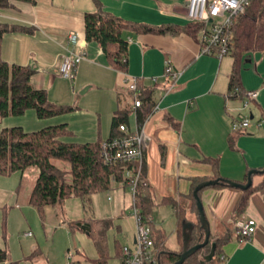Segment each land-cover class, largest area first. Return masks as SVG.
<instances>
[{"label": "crops", "instance_id": "1", "mask_svg": "<svg viewBox=\"0 0 264 264\" xmlns=\"http://www.w3.org/2000/svg\"><path fill=\"white\" fill-rule=\"evenodd\" d=\"M101 1L104 10L137 22L188 23V0ZM95 9L94 0H13L11 6L0 8V22L28 30L5 33L2 55L10 63L32 66L35 69L32 83L46 89L52 102L74 107L36 120L37 127L66 123L71 130L65 136L67 141L109 138L113 116L119 108H131L128 125L135 130L137 114L144 112L146 180L156 203L152 214L154 226L166 234L169 248L179 250V242L175 247L168 243L172 234H177V218L172 203L163 201L165 197L182 198L190 193L193 178L213 176L215 170L207 158L218 161L221 177L240 182L250 169L264 167V51L247 54L242 63L244 88L258 92L255 99L249 100L247 95L240 99L228 93L233 56L218 58L202 53L199 42L185 31L126 32L129 66L127 71H121L110 65L97 41L85 38V13ZM71 32L80 35L79 43L68 40ZM71 47L83 52L85 58L76 65L73 78H67L60 74L59 67ZM167 62L180 72L175 80L165 75ZM129 75L138 78L141 92L151 94L138 108L134 107L125 84ZM29 113L32 117V112ZM240 116L248 117L250 124L242 130H233L232 123ZM14 119L24 124L22 119L12 117L7 127L14 126ZM262 181L263 175H253V185ZM118 187L130 188L118 183L112 188ZM16 192L19 200V189ZM123 193L124 208H131L132 192L129 200ZM243 195V190L236 187H207L201 194L211 232L225 235L233 227L230 239L222 247L221 264H264V187L251 193L246 210L237 216ZM241 218L256 221L250 239L237 235L235 221ZM135 236L136 232L132 236L134 243ZM36 253L37 249L33 254ZM203 256L204 253L201 258L206 261Z\"/></svg>", "mask_w": 264, "mask_h": 264}, {"label": "trees", "instance_id": "2", "mask_svg": "<svg viewBox=\"0 0 264 264\" xmlns=\"http://www.w3.org/2000/svg\"><path fill=\"white\" fill-rule=\"evenodd\" d=\"M12 1L0 0V8L11 6ZM20 1L35 2V0ZM94 3L96 9L85 13V38L87 41H97L103 48L110 65L117 70L127 71L129 66V39L125 35L128 31L157 34H177L185 31L198 41L201 27L199 23L150 25L116 16L104 10L101 0H94ZM16 29L28 30L25 27L0 22V118L20 115L31 108L36 109L40 118L72 110L73 106L52 102L46 89L34 86L32 77L35 69L32 66L10 63L3 57L2 38L8 31ZM232 31L233 48L230 54L234 58V63L228 93L231 97L242 99L247 95L241 77L243 60L249 53L264 51V0H252L246 11L236 18ZM128 92L134 100L133 92L130 90ZM139 96L143 101L151 98L150 93L141 92V90ZM130 109L119 108L113 116L112 133L109 138L94 142L65 140V136L71 132L66 123L49 125L33 131H27L20 125L4 127L0 131V174L20 172L23 176L30 168H37L38 176L30 194L29 203L42 214L46 206L62 205L71 196L81 197L87 205L94 194L112 189L115 183L127 187L130 175L137 164L127 161L107 162L103 152L105 143L109 146L115 138L122 135L119 125L120 123L128 124ZM145 117L144 112H138V126H142ZM207 159L213 164L215 170L213 176L193 178L190 193L182 198L165 197L163 199L164 202L172 203L176 211L177 238L181 245L179 250L169 248L166 245V234L154 226L153 220H149L156 203L148 182L146 185L140 184L137 189V205L141 208L144 219L150 224L151 234L158 250L159 264H171L180 258L184 247L186 222L191 221L193 224L191 244L204 240L205 232L199 220L194 189L202 181L221 177L218 172V161ZM249 171L241 182L248 181ZM257 173L263 175L262 183L256 186L252 183L247 189L239 188L243 190L244 195L237 209V216L246 210L251 193L264 187V167L259 168ZM143 177L146 179V162L143 165ZM208 187L232 186L219 183ZM204 189L199 191L200 197ZM189 211L194 215L193 218L188 216ZM111 224L109 219L94 218L78 219L72 223L73 226L88 231L92 236L99 252L98 258L95 259L97 264H108L106 234ZM232 228L229 227L225 235L211 232L209 243L189 256L183 264H221L222 247L230 239L229 232L233 230ZM212 243L216 245L215 254L211 260L203 261L201 254H208ZM121 251L122 246L118 251L119 256ZM7 259V249L0 248V262Z\"/></svg>", "mask_w": 264, "mask_h": 264}, {"label": "rangeland", "instance_id": "3", "mask_svg": "<svg viewBox=\"0 0 264 264\" xmlns=\"http://www.w3.org/2000/svg\"><path fill=\"white\" fill-rule=\"evenodd\" d=\"M231 56L225 55L226 58ZM29 112H32V117ZM12 117L22 119L24 124L14 119V125H21L27 131L44 127H37L36 120L48 118H40L34 108ZM10 118H0V131L8 126ZM131 119L132 128H135V122ZM37 176L38 170L33 167L23 177L20 172L0 174V248L8 251V259L0 264H9L10 261L18 264H69L70 260L77 264H97L95 259L99 252L92 236L72 223L78 219L105 217L112 223L106 234L109 254L107 263L122 264L119 248L123 245L132 247V236L137 231L136 218L131 208H124L122 199L125 191L129 200L131 189L118 187L98 192L87 205L81 197L71 196L62 205L46 206L42 214L27 202ZM188 216L194 217L189 212ZM28 231L31 235H25ZM168 243L175 247L178 243L176 233L172 234ZM35 249L39 253L33 254ZM70 252L72 258L68 256Z\"/></svg>", "mask_w": 264, "mask_h": 264}, {"label": "built area", "instance_id": "4", "mask_svg": "<svg viewBox=\"0 0 264 264\" xmlns=\"http://www.w3.org/2000/svg\"><path fill=\"white\" fill-rule=\"evenodd\" d=\"M251 2L252 0H188L186 17L188 22L199 23L201 26L198 42L202 53L218 58L230 54L233 48L231 32H233L235 20L246 11ZM67 38L71 43L77 44L80 35L71 32ZM84 58L85 54L83 52H78L72 47L68 48L59 67L60 74L67 78H73L76 65ZM179 73L170 63H166L165 75L169 76L170 79L175 80ZM125 84L127 89L133 92L134 107H141L143 100L139 96L138 78L129 75L125 80ZM170 88H173V86L171 85ZM257 95L258 92L255 90L247 91V100L255 99ZM248 103L249 101H246L245 106ZM249 124L250 119L248 117L240 116L233 121L232 128L239 131L249 126ZM142 126L132 130L128 124L120 123L119 129L122 135L115 138L109 146H107V143L104 144L103 156L107 162L127 161L137 164L128 181L133 195L131 211L136 218L137 231L134 245L132 247L122 246L120 254L122 264H159L158 250L151 234L150 224L144 219L141 208L137 205V189L140 184H147V180L143 177L147 138ZM149 220H153V217L150 216ZM235 225L237 235L242 239H250L256 230V221L253 218L238 219ZM25 234L31 235V232ZM72 255L70 252L69 258H72ZM69 264H77V262L70 260Z\"/></svg>", "mask_w": 264, "mask_h": 264}, {"label": "water", "instance_id": "5", "mask_svg": "<svg viewBox=\"0 0 264 264\" xmlns=\"http://www.w3.org/2000/svg\"><path fill=\"white\" fill-rule=\"evenodd\" d=\"M258 172V169H251L248 173V181L246 183L232 180L229 178H224V177H219L216 179H210V180H205L197 184V186L194 189V197L196 200V206L198 209L199 213V220L201 223L202 228L204 229L205 232V237L203 241L197 242L196 244L192 245V229H193V224L192 222H186L184 224V247L182 252L180 253V258L175 261L174 263L171 264H183V262L192 254L196 253L198 250L202 249L205 247L209 241H210V235H211V226L208 218L206 217V213L204 210V205L201 200V197L199 196V191L203 188H206L208 186H212L215 184H226L232 187H238L241 189H247L249 186L252 185L253 183V175ZM215 249L216 245L215 243H212V248L211 251L208 254H204V259L205 260H211L215 254Z\"/></svg>", "mask_w": 264, "mask_h": 264}]
</instances>
